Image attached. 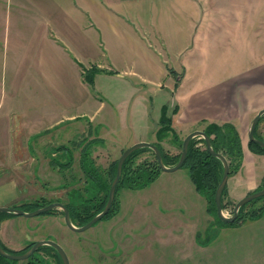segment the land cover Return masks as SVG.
I'll return each instance as SVG.
<instances>
[{"label":"crops","instance_id":"crops-1","mask_svg":"<svg viewBox=\"0 0 264 264\" xmlns=\"http://www.w3.org/2000/svg\"><path fill=\"white\" fill-rule=\"evenodd\" d=\"M240 53L248 61L233 73ZM91 66L100 69L93 85L83 77ZM263 108L264 0H0V206L65 184L66 175L54 178L50 169L79 166L84 136L101 139L91 150L150 141L175 154L177 138L208 123H231L239 133L242 161L226 182L235 202L264 177V152L247 134ZM164 114L171 130L160 138ZM254 134L264 140V114ZM183 168L126 193L142 195L131 213L164 227L169 208L196 242L213 217ZM45 216L0 213L1 245L22 249L33 238L26 222ZM134 220L137 230L143 220ZM153 240L135 242L142 250Z\"/></svg>","mask_w":264,"mask_h":264},{"label":"rangeland","instance_id":"rangeland-1","mask_svg":"<svg viewBox=\"0 0 264 264\" xmlns=\"http://www.w3.org/2000/svg\"><path fill=\"white\" fill-rule=\"evenodd\" d=\"M247 61L248 59H245V56L240 53L239 62L234 61L235 69H238L232 72H241ZM227 72V69L219 71V75L222 76L227 74ZM97 86L101 90L103 89L99 84ZM1 92L3 96L5 90ZM92 128L93 132H96L100 129V125ZM80 139L78 141L79 151L92 138L89 139L84 136ZM182 140L183 137L177 138L175 151H173L175 154L181 151L179 142L182 143ZM198 144L203 145L202 141L198 142ZM121 152L122 149L111 151V149L101 148L98 145V148H94L90 152L89 164L95 167L103 177H107L109 181L110 174L108 171L110 164L118 159ZM151 159H153V154L151 151L146 150L134 158L133 165L143 160ZM20 169L21 167L19 171ZM178 169L183 170L184 168L181 166ZM50 173L52 177H60V179L66 175L65 184H63L64 181L62 183L52 182L50 185L55 187L52 191L47 188L48 190L44 197L20 198L11 206L19 207L20 205L38 201L40 198H43L45 202L61 201L63 203H71L74 201V204L79 202L77 195L85 199L92 198L93 203H99L104 198L105 192L100 191L95 183L86 181L87 179L78 165L73 166L70 170L65 169V174H62L56 166H53L50 169ZM261 187H264V177L257 189ZM127 189L140 188L121 187L117 192L116 204L111 214L83 231H73L66 226L60 228L56 223V219L51 216L59 215L63 218L61 209H55L47 213L49 216L39 218L38 223L33 220L26 222L29 224L28 229H30V236L33 237L32 241L22 249L12 252L20 253L25 251L35 240L37 241L36 238H50L57 239L64 244L65 247L63 246V248L68 254L70 264H264V230L262 229L264 225V210L260 217L234 220L232 222H222L209 213L213 217L212 222L205 229L198 232L196 242H193L190 231L181 227L177 216L171 213L168 210L169 208H163L164 214L160 215L165 223L168 220L172 221L168 222L164 227L154 222L150 214L131 213L137 203L141 204L142 195L139 194L141 196L135 197L129 192L126 193ZM20 194L22 193L20 192ZM235 202L225 196L226 206L223 208L225 215H231ZM148 203L151 205L150 200H148ZM160 204L163 206L162 200ZM262 204H264V199L261 198L251 201L245 207L246 212ZM91 205L89 206L92 211ZM127 211L128 214L126 215L125 212ZM40 215L42 214L32 217ZM135 216L143 220L140 224L142 230L139 225L137 230L134 228L136 226L134 222ZM121 217H124V219ZM137 238L148 240V243H150L149 239L153 238L155 240L151 244L142 246V250H139L135 242ZM35 257V262H31V264H61L56 251L52 248L38 250L35 252ZM14 261H17L15 264H27L25 260Z\"/></svg>","mask_w":264,"mask_h":264},{"label":"trees","instance_id":"trees-1","mask_svg":"<svg viewBox=\"0 0 264 264\" xmlns=\"http://www.w3.org/2000/svg\"><path fill=\"white\" fill-rule=\"evenodd\" d=\"M98 70L100 69L97 67H93V66L85 69L83 72L84 80L88 84L93 85L94 74ZM169 122H170V117H167L164 114L163 117L161 118V126L158 130V137L163 138L170 132L171 129L168 126ZM203 130L210 137L211 145L214 148V150L224 154L226 159L228 160L229 175L232 174L233 172H236L241 164L242 147H241L239 133L237 129L234 127V125L231 123H223V124L208 123L207 125H205ZM200 141H202L203 145L198 144V142ZM97 142H101V139L93 138L90 141H88L86 144H84V146L80 149V165L79 166L82 170L83 175L87 179L86 181L90 183L91 182L95 183V185L100 189V191L105 192V195H104V198L99 201V203H93L92 198L85 199L80 195H77L79 199L78 203L74 204V201H72L71 203H66V202L64 203L69 209L70 219L72 223L76 225H83L89 219H91L96 213L102 210L107 200L110 183L116 172L117 160L113 161L110 164L109 171H108V173L110 174L109 181L107 177H103L99 173V171L95 169V167H92L89 164L90 152H91L90 148L92 147L93 143H97ZM249 143L255 151L264 152L263 147L251 141H249ZM179 145L181 147V142H179ZM157 146L160 148L162 152V159L165 165L170 166L177 162L180 152L176 154H171L168 151H165L159 144H157ZM146 150L151 151V153L153 154V159L143 160L142 162L137 163L136 165H133L134 158L139 153L146 151ZM182 167H185L187 169L190 179L192 183L194 184L196 190L206 198L208 213L213 214L215 217H217L214 194H215L216 186L222 176L223 165H222L221 160L218 157L209 153V151L205 147L204 140L202 138L200 139V138L193 137L189 141L186 158H185V161ZM160 172H161V169L159 168L155 155L150 148L143 147V148L134 150L125 159L122 165L121 177L116 186L113 204L109 212L104 217L111 214L114 208V205L116 204L115 198H116L117 192L121 187H127V188L145 187L148 184H150L158 176ZM225 196H227L226 186L224 187L222 191V196H221L222 209L226 206ZM260 198L264 199V195L258 198H255L251 201H254ZM49 202H45L43 198L42 199L40 198L38 201L28 203L26 205L25 204L20 205L19 207L28 211V210L35 209L39 206H42L44 204H47ZM249 202L243 204L239 208L238 216L236 217L235 221L243 220L246 218H257L261 216L264 210V204H262L261 206L253 207L246 212L245 207ZM89 205H91L92 211ZM54 210L55 209H52L46 213H50ZM0 213H4V212H0ZM61 213H62V210H61ZM11 214H14V213H11ZM47 246L48 245H43L38 250H41L43 248H52L51 246H48V247ZM57 256L59 257L58 254ZM0 259L6 262H9L11 264L12 263L15 264L17 262L12 259L5 258L1 255H0ZM35 259L36 257H35V252H34L31 256H29L27 259H24V260L27 262V264H31V262H35L34 261ZM60 262L62 264L61 259H60Z\"/></svg>","mask_w":264,"mask_h":264},{"label":"water","instance_id":"water-1","mask_svg":"<svg viewBox=\"0 0 264 264\" xmlns=\"http://www.w3.org/2000/svg\"><path fill=\"white\" fill-rule=\"evenodd\" d=\"M262 114H264V108L260 109L256 113V115L251 119L247 134H248V139L251 142H254V143H256L259 146L264 148V140L256 137L254 134L255 127H256L258 120ZM196 136L202 137L204 140V143H205V147L209 151V153L218 157L222 162V165H223L222 176H221V179L216 186L215 194H214L216 214H217V217L221 221L232 222L238 216V210L243 204L264 195V187H261L255 191H252V192L248 193L247 195L238 199L233 205L231 215H225L223 212V209H222L221 196H222V191H223L224 187L226 186V182H227V179L229 176V163H228V160L226 159L224 154L214 150V148L211 145L210 137L208 136V134L204 130H201V129L192 130L191 132H189L188 134H186L184 136L182 143H181V151H180L179 158L175 164L170 165V166L164 164L163 159H162V152H161L160 148L153 142L137 141V142H134L131 145L127 146L126 148H124L122 150L121 154L119 155L118 159H117L116 172H115V175H114V177L110 183L107 200H106L104 207L102 208L101 211L96 213L91 219H89L83 225H75L72 223V221L70 219L69 209L61 201H51L45 205L39 206L35 209L28 210V211L24 210L20 207H16V206L2 205V206H0V212H10V213H14L16 215H23V216H27V217H32V216H36L39 214H44V213H46L52 209H61L62 213H63V220H64L65 225L73 231H83V230L89 228L90 226H92L93 224H95L100 219H102V217H104L109 212V210L113 204V201H114L116 186H117L119 179L121 177L122 165H123L125 159L134 150L139 149V148H143V147L150 148L152 150V152L154 153L157 164L161 170H163V171H174L183 165L185 158H186L189 141L191 140V138L196 137ZM43 245L51 246L59 255V257L62 261V264H70L68 254L65 251V249L63 248V246L60 243H58L56 240L50 239V238H44V239L37 240V241L33 242L25 251L20 252V253L7 251L0 243V255L5 257V258L12 259V260H24V259H27L29 256H31L34 252H36Z\"/></svg>","mask_w":264,"mask_h":264}]
</instances>
